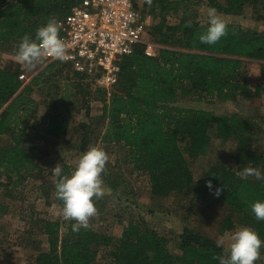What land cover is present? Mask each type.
I'll use <instances>...</instances> for the list:
<instances>
[{
  "label": "trees",
  "instance_id": "trees-1",
  "mask_svg": "<svg viewBox=\"0 0 264 264\" xmlns=\"http://www.w3.org/2000/svg\"><path fill=\"white\" fill-rule=\"evenodd\" d=\"M81 1L0 0V53L16 51L25 35L35 38L38 28L49 20L65 17ZM209 1L227 16L243 14L250 3H261L264 10V0H224L223 4ZM153 7L150 15L157 16L158 12L161 22L150 28L148 36L152 42L169 45L177 39L183 50L160 46L158 55L149 57L144 46H139L132 55L122 58L118 84L103 106L105 131L100 142L122 146L126 150V163L134 172L148 176L155 197L182 194L193 187L197 196H201L222 188L219 198L239 216V225L252 228L264 240V222H258L251 213L253 202L264 201V181L239 175L245 165L264 169V152L250 146L253 137L260 133L259 125L237 115L218 117L204 110L169 107L182 94L189 93L223 102L237 101L241 96L262 98L264 66L259 84L253 87L243 83L240 76L243 58L264 61V32L226 24V36L208 45L199 41L207 26L189 17L186 0H153ZM177 13H182L178 23L168 22V16ZM188 23L191 27H186ZM57 67L70 68L50 64L24 84L19 63L0 64V137L8 135L12 142L8 147L0 146V191L3 187L21 186L38 169L36 149L27 141L29 129L38 125L39 102L34 91ZM69 127L65 117L51 115L44 133L61 139ZM213 135L223 142L236 143L234 160L238 168L212 167L195 184L184 155L190 159L204 155ZM88 142L90 138L85 136L84 150ZM74 168L65 165L63 173L70 174ZM209 181L213 185L211 191L207 187ZM44 193L49 197L47 190ZM54 202L62 207L56 196ZM2 208L0 205L1 212ZM39 222L47 237L48 250L38 253L35 264H95L100 248L108 250L106 256L114 264H219L217 257L224 256V248H218L217 241L189 228L180 236L181 253L175 255L170 250L171 241L142 221L124 225L116 243L113 236L94 230L74 233L73 222L67 225L61 220L43 218ZM222 222L223 235L236 228L231 218Z\"/></svg>",
  "mask_w": 264,
  "mask_h": 264
},
{
  "label": "rangeland",
  "instance_id": "rangeland-1",
  "mask_svg": "<svg viewBox=\"0 0 264 264\" xmlns=\"http://www.w3.org/2000/svg\"><path fill=\"white\" fill-rule=\"evenodd\" d=\"M216 2L225 3L224 0ZM135 3L145 17L151 18L150 28L160 24L158 12L156 17L150 15L154 8L153 0L151 5L146 0H135ZM186 3L189 5V17L207 26V9L213 8L210 1L186 0ZM217 13L226 24H233L244 30L264 32V10L261 3L247 4L240 15L227 16L218 10ZM181 16L182 13L172 14L168 16V22L176 24ZM148 39L152 41L150 35ZM159 45L174 51L183 50L177 39H173L169 45ZM14 50L0 53L1 65L18 63ZM242 61L241 81L247 83L248 87L259 84L264 61L248 58H243ZM45 68L42 63L30 71L22 66V71L27 76L24 84H28ZM60 71L61 74L58 75ZM81 77L83 76H76L71 68L57 67L34 91V97L39 102L38 125L29 129L27 141L36 149L38 169L21 186L3 187L0 191V205L3 207L2 212L0 211V264H35L38 253L48 250L47 237L40 230L39 219L61 220L67 225L72 222L63 219L62 207L54 202L56 178L51 175V170L58 164L62 168L65 165L76 167L81 154L91 147L102 148L109 155L106 173L102 175V179L110 193L95 202L97 214L90 218L88 230L111 235L116 243L122 236L124 225L131 221H142L147 227L166 236L171 241V252L179 255L181 251L178 245L185 228L217 241L223 236L221 226L225 219L231 218L236 223L234 230L243 227L239 225V216L232 213L213 193L197 196L198 193L193 187L187 192L166 198L153 196L148 176L134 172L132 166L126 163V150L122 146L103 145L100 142L105 131L102 110L109 99L96 79ZM62 100L65 101L61 102ZM169 107L204 110L218 117L237 115L243 120H253L259 125L260 133L253 137L250 146L264 152V96L260 99L241 96L237 101L223 102L198 93H189L182 94ZM51 115H61L69 122V131L61 139L50 138L44 133ZM85 136L90 138V142L84 150L82 140ZM11 143L8 135L0 137L1 147H8ZM236 146L233 141L223 142L213 135L211 145L204 155L196 159L184 155L187 166L194 175L195 184L212 167L237 169L234 160ZM244 168L264 172L263 168L252 165H245L242 170ZM247 178L255 179L254 176ZM44 188L49 192V197L45 195ZM223 248L226 257L227 245ZM99 250L95 264H114L107 258L106 248ZM255 264H264V248Z\"/></svg>",
  "mask_w": 264,
  "mask_h": 264
},
{
  "label": "clouds",
  "instance_id": "clouds-1",
  "mask_svg": "<svg viewBox=\"0 0 264 264\" xmlns=\"http://www.w3.org/2000/svg\"><path fill=\"white\" fill-rule=\"evenodd\" d=\"M146 3L151 5L152 0H146ZM207 17V28L199 35V41L214 45L226 36L227 25L215 8L207 9ZM186 27H191V24H186ZM59 32L58 23L52 19L37 29L35 38L25 35L16 50V61L30 71L46 56L60 62L69 60L67 46ZM109 159L102 148L91 147L81 154L70 174H64L59 164L51 170V175L56 178L55 196L62 202V217L73 222L71 230L74 233L89 228L90 218L97 214L95 202L110 193L102 179ZM239 175L242 178L254 176L256 180L264 181V172L259 169L244 168ZM207 187L212 190L211 181ZM221 193L222 188L217 187L213 194L219 197ZM251 213L258 222H264V201L253 202ZM225 244L228 254L217 257L219 264H255L264 248V240L247 226L221 236L216 242L218 248Z\"/></svg>",
  "mask_w": 264,
  "mask_h": 264
},
{
  "label": "built area",
  "instance_id": "built-area-1",
  "mask_svg": "<svg viewBox=\"0 0 264 264\" xmlns=\"http://www.w3.org/2000/svg\"><path fill=\"white\" fill-rule=\"evenodd\" d=\"M135 0H82L65 17L55 19L70 59L60 62L45 57L44 66H69L74 72L93 77L108 99L118 84L123 57L144 46L149 57L158 55L159 46L148 39L151 23ZM27 80L26 74L20 76Z\"/></svg>",
  "mask_w": 264,
  "mask_h": 264
}]
</instances>
